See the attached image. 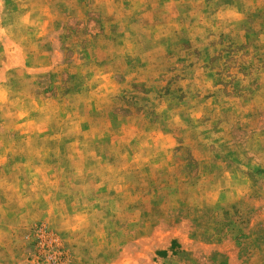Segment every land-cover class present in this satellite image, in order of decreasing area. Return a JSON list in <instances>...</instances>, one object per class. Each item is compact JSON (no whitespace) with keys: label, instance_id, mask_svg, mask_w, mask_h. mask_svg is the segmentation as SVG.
I'll return each instance as SVG.
<instances>
[{"label":"rangeland","instance_id":"obj_1","mask_svg":"<svg viewBox=\"0 0 264 264\" xmlns=\"http://www.w3.org/2000/svg\"><path fill=\"white\" fill-rule=\"evenodd\" d=\"M0 264H264V0H0Z\"/></svg>","mask_w":264,"mask_h":264},{"label":"clouds","instance_id":"obj_2","mask_svg":"<svg viewBox=\"0 0 264 264\" xmlns=\"http://www.w3.org/2000/svg\"><path fill=\"white\" fill-rule=\"evenodd\" d=\"M229 15H230V16H233V15H235V13H229Z\"/></svg>","mask_w":264,"mask_h":264}]
</instances>
